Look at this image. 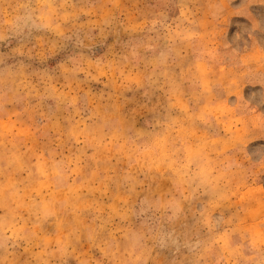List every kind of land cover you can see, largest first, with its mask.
Returning <instances> with one entry per match:
<instances>
[{"label": "rangeland", "instance_id": "374dc122", "mask_svg": "<svg viewBox=\"0 0 264 264\" xmlns=\"http://www.w3.org/2000/svg\"><path fill=\"white\" fill-rule=\"evenodd\" d=\"M0 264H264V0H0Z\"/></svg>", "mask_w": 264, "mask_h": 264}]
</instances>
